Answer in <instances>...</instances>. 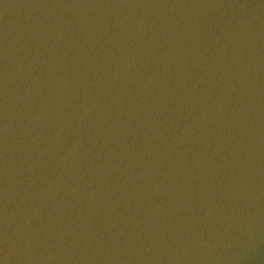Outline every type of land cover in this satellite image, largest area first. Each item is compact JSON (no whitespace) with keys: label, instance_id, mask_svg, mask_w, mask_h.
Listing matches in <instances>:
<instances>
[{"label":"water","instance_id":"95a60500","mask_svg":"<svg viewBox=\"0 0 264 264\" xmlns=\"http://www.w3.org/2000/svg\"><path fill=\"white\" fill-rule=\"evenodd\" d=\"M0 264H264V0H0Z\"/></svg>","mask_w":264,"mask_h":264}]
</instances>
